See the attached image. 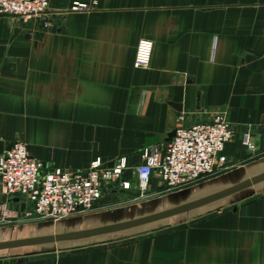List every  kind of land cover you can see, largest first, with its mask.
Listing matches in <instances>:
<instances>
[{
    "label": "crops",
    "instance_id": "crops-1",
    "mask_svg": "<svg viewBox=\"0 0 264 264\" xmlns=\"http://www.w3.org/2000/svg\"><path fill=\"white\" fill-rule=\"evenodd\" d=\"M74 2L90 0H48L47 26L0 15L2 150L22 140L43 169L74 171L95 158L134 167L143 147L214 114L233 136L222 164L186 186L106 190L62 219L27 216L0 189L15 213L0 220V243L170 212L0 247V264H264V0ZM139 39L151 42L145 67L133 66Z\"/></svg>",
    "mask_w": 264,
    "mask_h": 264
},
{
    "label": "built area",
    "instance_id": "built-area-1",
    "mask_svg": "<svg viewBox=\"0 0 264 264\" xmlns=\"http://www.w3.org/2000/svg\"><path fill=\"white\" fill-rule=\"evenodd\" d=\"M95 3L74 2L70 8L83 10ZM47 5L48 0H0V14L23 21L38 18L47 26ZM150 50L151 42L139 39L133 66L145 67ZM232 136L233 129L223 116L214 114L206 121L175 127L173 136L162 145L143 147L134 167H128L123 157L110 164L95 158L85 169L74 171L43 169L39 160L28 155L25 143L15 140L0 153V189L23 203L25 215L57 220L88 210L106 190L125 191L133 185L142 196L152 178L166 189L186 186L222 164L220 153ZM240 142L250 147L246 131ZM14 215L0 204L1 221Z\"/></svg>",
    "mask_w": 264,
    "mask_h": 264
},
{
    "label": "water",
    "instance_id": "water-1",
    "mask_svg": "<svg viewBox=\"0 0 264 264\" xmlns=\"http://www.w3.org/2000/svg\"><path fill=\"white\" fill-rule=\"evenodd\" d=\"M0 15H4V14H0ZM174 134V130H172L169 134H168V140L173 136ZM2 142L0 141V153L2 151ZM136 179V174H133V180ZM20 207H23V203H21ZM170 212H165V213H160V214H156V215H151L148 217H143L141 219L138 220H134V221H130L127 223H123V224H116V225H109V226H105V227H101V228H97V229H92V230H87V231H80V232H75V233H66V234H60V235H53V236H44V237H37V238H31V239H24V240H17V241H11V242H7V243H0V247H8V246H14V245H23V244H29V243H38V242H45V241H53V240H59V239H67V238H75V237H81V236H85V235H89V234H96V233H100V232H104V231H109L112 229H116V228H120V227H124L130 224H134V223H141L147 220H152L155 218H158L160 216L169 214Z\"/></svg>",
    "mask_w": 264,
    "mask_h": 264
},
{
    "label": "rangeland",
    "instance_id": "rangeland-1",
    "mask_svg": "<svg viewBox=\"0 0 264 264\" xmlns=\"http://www.w3.org/2000/svg\"><path fill=\"white\" fill-rule=\"evenodd\" d=\"M130 188H131V187H130ZM130 188H129V189H130ZM134 190H135V188H134ZM135 191H136V190H135ZM135 196H136L137 198H141L137 191L135 192ZM63 218H65V217H63ZM60 219H62V218H60ZM38 221H40V220H38ZM51 245H55V244H51Z\"/></svg>",
    "mask_w": 264,
    "mask_h": 264
}]
</instances>
